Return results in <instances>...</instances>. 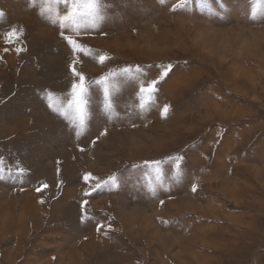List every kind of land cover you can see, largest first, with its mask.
<instances>
[{
	"label": "rangeland",
	"instance_id": "1",
	"mask_svg": "<svg viewBox=\"0 0 264 264\" xmlns=\"http://www.w3.org/2000/svg\"><path fill=\"white\" fill-rule=\"evenodd\" d=\"M179 2L104 0L74 56L52 23L67 5L0 0V264H264V0ZM73 59L87 82L173 70L144 111L138 79L109 78L112 110L91 84L77 136L48 106L71 99ZM85 173L116 181L85 197Z\"/></svg>",
	"mask_w": 264,
	"mask_h": 264
},
{
	"label": "snow or ice",
	"instance_id": "2",
	"mask_svg": "<svg viewBox=\"0 0 264 264\" xmlns=\"http://www.w3.org/2000/svg\"><path fill=\"white\" fill-rule=\"evenodd\" d=\"M57 3L63 2L65 5L68 6L67 11L60 15L57 14V18L52 20L53 24H56L57 21L59 22V27L62 30L72 29L75 35H65L64 31H61L60 35L63 39L67 42V44L71 47V51L75 56L76 53H83L85 56H91L92 51L91 49L83 46L82 44L77 42L75 38L76 35H79V29L86 23L87 26L95 28L97 27L100 21H103L106 17L104 15V0H56ZM164 0H161L163 3ZM202 2H207V0H202ZM189 3V0H180L179 4L176 7L183 8ZM22 34V32H20ZM7 42H11L12 38H16L18 40V30L12 29L11 32L6 33ZM22 49H17V52L21 51ZM7 51V49H5ZM108 59L106 54L99 55L97 57V61L100 64H104V62ZM79 59H73L71 64L69 65L72 76L76 78L71 85V99L67 100L66 106L60 105L59 101L55 103L52 102L51 94L49 95V107L54 108L57 112H59L62 116L68 119L72 124L77 125L78 130L76 135L79 136L81 134L79 129H83L85 126V120L88 116L87 106H88V94H89V87L91 84H97L103 86V92L105 97V108L106 110L113 109V102L109 100V93L110 89H114L116 87L115 83L110 81V77H115L117 75H124L126 77H132L139 80L138 85V97H139V108L141 111L146 110L150 101L153 100L154 94L158 91V84L160 81H163L165 77L169 75V73L173 70V66L171 64H164L158 66V78L152 80L141 79L142 76L146 75L145 70L141 66H136L134 69L129 66L126 68H122L120 73L116 72H109L107 75L102 76L98 80H93L91 82H87L85 75L77 71L75 65L79 63ZM168 106L166 105L163 109L162 115H166L168 113ZM109 119L111 117L109 116ZM135 127L136 125H132ZM107 129L102 132L100 135H106ZM95 144V140L92 141ZM84 151L83 148L80 149ZM180 157H177L176 160L178 161ZM159 168V166L163 163V161H155L153 162ZM8 174H12L11 170L7 168V165L3 159H0V180L4 179L5 172ZM59 171V169H58ZM25 173V169L19 167V170L15 175L23 176ZM161 178V173H157V179ZM83 180L85 183L89 181H95L94 186L91 188V191H85L84 196L89 197L92 195V192L100 190L102 187L110 184H114L116 181L115 176H109L107 179H101L98 177L93 176L91 173H85L83 176ZM47 184H43L41 187H37V192H42L43 189L47 188ZM192 192H196L197 188L196 185H192L191 187ZM155 190L153 189V194ZM43 203V200L40 201ZM88 199H84L80 205L81 208V221L91 219L90 216L86 215V208L85 206L88 205ZM161 205H163L164 201H160ZM104 225L97 223L96 230L100 231ZM108 228L111 229V225H108Z\"/></svg>",
	"mask_w": 264,
	"mask_h": 264
}]
</instances>
